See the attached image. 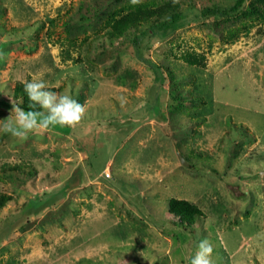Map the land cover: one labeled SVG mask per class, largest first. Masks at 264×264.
Instances as JSON below:
<instances>
[{"label": "rangeland", "instance_id": "obj_1", "mask_svg": "<svg viewBox=\"0 0 264 264\" xmlns=\"http://www.w3.org/2000/svg\"><path fill=\"white\" fill-rule=\"evenodd\" d=\"M234 2L0 0V264H191L205 238L214 264H264V0L140 38L159 70L131 42ZM33 79L82 121L4 132Z\"/></svg>", "mask_w": 264, "mask_h": 264}, {"label": "clouds", "instance_id": "obj_2", "mask_svg": "<svg viewBox=\"0 0 264 264\" xmlns=\"http://www.w3.org/2000/svg\"><path fill=\"white\" fill-rule=\"evenodd\" d=\"M141 0H131L133 5ZM24 91L31 104L39 105L44 111L25 110L13 107L11 115L4 120L3 131L15 138L23 139L29 133L47 130L55 126H77L85 115V107L68 94L58 93L48 89V85L42 79H33L24 84ZM123 103V98H121ZM213 247L208 239L199 242L198 250L191 259V264H214Z\"/></svg>", "mask_w": 264, "mask_h": 264}, {"label": "trees", "instance_id": "obj_3", "mask_svg": "<svg viewBox=\"0 0 264 264\" xmlns=\"http://www.w3.org/2000/svg\"><path fill=\"white\" fill-rule=\"evenodd\" d=\"M245 0H235L234 4L231 5L230 7H224V8H219L218 6H211V7H204L200 10L197 11V9H185L183 10H177V9H171L169 13L165 17H160L157 20H153L151 17H148L145 15L143 19L146 20L147 25L146 27L139 32L138 35L134 36L131 39L132 42V47L134 51L135 57H137L140 61L146 63L153 69H158V66L152 62L149 59L144 58L139 51V39L144 37L147 34L154 35L157 37H165L169 33L175 31L176 29L189 24L190 14H197L196 16H202V17H209V16H215V17H222V18H232L235 17L240 13V9L242 8ZM198 12V13H197ZM157 80H162V75L160 77V73H157L156 76ZM4 105L6 103H3ZM31 102L28 99V96H24V103L20 106L21 108L25 110H34V111H41L42 109L39 107V105H34L31 109H29V105ZM172 209L174 210H182L179 205L184 204L187 208V212L192 210V205L186 203V202H175L172 201ZM183 211V210H182ZM187 214V213H186ZM189 216V215H188Z\"/></svg>", "mask_w": 264, "mask_h": 264}, {"label": "water", "instance_id": "obj_4", "mask_svg": "<svg viewBox=\"0 0 264 264\" xmlns=\"http://www.w3.org/2000/svg\"><path fill=\"white\" fill-rule=\"evenodd\" d=\"M178 158L181 164L187 165V162L180 155H178Z\"/></svg>", "mask_w": 264, "mask_h": 264}, {"label": "built area", "instance_id": "obj_5", "mask_svg": "<svg viewBox=\"0 0 264 264\" xmlns=\"http://www.w3.org/2000/svg\"><path fill=\"white\" fill-rule=\"evenodd\" d=\"M105 175L109 177V173L108 172H106Z\"/></svg>", "mask_w": 264, "mask_h": 264}]
</instances>
